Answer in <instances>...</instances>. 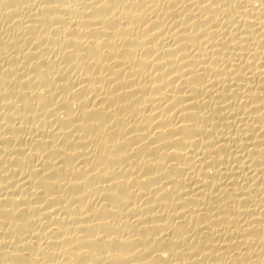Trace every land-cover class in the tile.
Returning <instances> with one entry per match:
<instances>
[{
	"label": "bare ground",
	"instance_id": "1",
	"mask_svg": "<svg viewBox=\"0 0 264 264\" xmlns=\"http://www.w3.org/2000/svg\"><path fill=\"white\" fill-rule=\"evenodd\" d=\"M0 264H264V0H0Z\"/></svg>",
	"mask_w": 264,
	"mask_h": 264
}]
</instances>
